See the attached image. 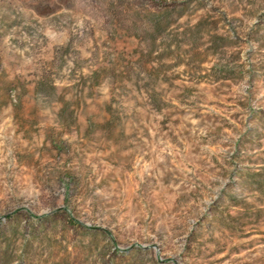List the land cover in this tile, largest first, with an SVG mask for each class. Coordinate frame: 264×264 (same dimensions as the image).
Segmentation results:
<instances>
[{
  "label": "rangeland",
  "instance_id": "obj_1",
  "mask_svg": "<svg viewBox=\"0 0 264 264\" xmlns=\"http://www.w3.org/2000/svg\"><path fill=\"white\" fill-rule=\"evenodd\" d=\"M0 264H264V0H0Z\"/></svg>",
  "mask_w": 264,
  "mask_h": 264
}]
</instances>
